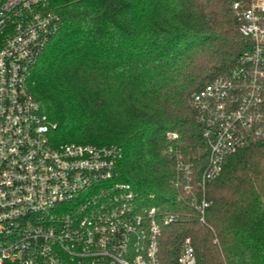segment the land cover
Returning <instances> with one entry per match:
<instances>
[{"label": "trees", "instance_id": "1", "mask_svg": "<svg viewBox=\"0 0 264 264\" xmlns=\"http://www.w3.org/2000/svg\"><path fill=\"white\" fill-rule=\"evenodd\" d=\"M59 15L32 70V92L55 123V144L117 145L119 177L175 214L161 264H180L187 237L198 264H264V144L232 154L207 184L203 222L172 183L177 152L201 177L209 145L194 93L249 47L232 0H49ZM177 132V139L167 132ZM169 146L174 150L169 151Z\"/></svg>", "mask_w": 264, "mask_h": 264}, {"label": "built area", "instance_id": "2", "mask_svg": "<svg viewBox=\"0 0 264 264\" xmlns=\"http://www.w3.org/2000/svg\"><path fill=\"white\" fill-rule=\"evenodd\" d=\"M232 8L250 45L193 95L209 145L201 177L181 151L175 155L178 198L187 197L203 222L212 203L207 184L232 154L264 144V0H232ZM59 21L49 0H0V264H161L162 226L177 217L120 179L123 149L52 141L56 125L31 75ZM178 260L198 264L191 237Z\"/></svg>", "mask_w": 264, "mask_h": 264}]
</instances>
